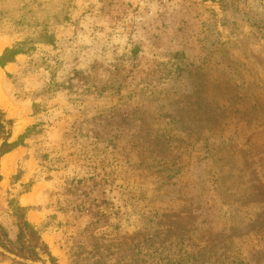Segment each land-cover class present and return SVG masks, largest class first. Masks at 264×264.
<instances>
[{
  "label": "rangeland",
  "instance_id": "374dc122",
  "mask_svg": "<svg viewBox=\"0 0 264 264\" xmlns=\"http://www.w3.org/2000/svg\"><path fill=\"white\" fill-rule=\"evenodd\" d=\"M0 34L35 47L1 82L10 247L19 206L53 264H264V0H1Z\"/></svg>",
  "mask_w": 264,
  "mask_h": 264
},
{
  "label": "trees",
  "instance_id": "16d2710c",
  "mask_svg": "<svg viewBox=\"0 0 264 264\" xmlns=\"http://www.w3.org/2000/svg\"><path fill=\"white\" fill-rule=\"evenodd\" d=\"M29 13L33 12L29 11ZM66 15L67 14L64 13L62 18H59V14H53L52 18L54 22H58L59 20L65 19ZM28 42L30 43V41L24 39L22 42L14 43L10 48H7L0 57V66L4 67L7 63L13 62L16 55L21 54L29 56V52L35 50V47L27 46ZM12 126L13 122L10 119H7L5 112L0 108V158L13 151L17 146L16 142H10ZM25 212L26 209L20 208L19 206L15 212V216L18 220V235L16 241L18 248L14 250L9 244H7L4 239L6 238L5 232L0 236V246L21 257L23 260H39L44 263L45 260L41 257L45 255L48 261L53 264L54 259L40 237L42 230L37 229L26 220L24 215ZM0 257L2 256L0 255Z\"/></svg>",
  "mask_w": 264,
  "mask_h": 264
},
{
  "label": "crops",
  "instance_id": "0c3cea01",
  "mask_svg": "<svg viewBox=\"0 0 264 264\" xmlns=\"http://www.w3.org/2000/svg\"><path fill=\"white\" fill-rule=\"evenodd\" d=\"M8 39L7 37L3 36L0 34V57L1 55L3 54V52L7 49V48H10L12 45H9L8 43ZM21 57H23V55H16L15 56V59L13 62H10V63H7L4 67H1L0 66V74L2 76V79H3V75L4 73H6V71H8V67H11V66H14L15 65V62L20 59Z\"/></svg>",
  "mask_w": 264,
  "mask_h": 264
},
{
  "label": "bare ground",
  "instance_id": "6f19581e",
  "mask_svg": "<svg viewBox=\"0 0 264 264\" xmlns=\"http://www.w3.org/2000/svg\"><path fill=\"white\" fill-rule=\"evenodd\" d=\"M1 82H2V76L0 74V103L3 104V100H2V97H1V94H2ZM19 128L20 127H17V130H19Z\"/></svg>",
  "mask_w": 264,
  "mask_h": 264
},
{
  "label": "water",
  "instance_id": "95a60500",
  "mask_svg": "<svg viewBox=\"0 0 264 264\" xmlns=\"http://www.w3.org/2000/svg\"><path fill=\"white\" fill-rule=\"evenodd\" d=\"M0 253L4 254L5 256H8V257L16 259L15 257L11 256L10 254L6 253L5 251H3L1 249H0Z\"/></svg>",
  "mask_w": 264,
  "mask_h": 264
}]
</instances>
